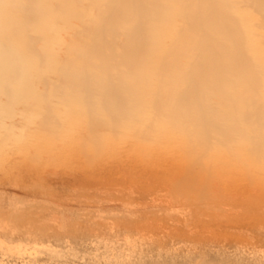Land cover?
I'll list each match as a JSON object with an SVG mask.
<instances>
[{
    "label": "rangeland",
    "instance_id": "rangeland-1",
    "mask_svg": "<svg viewBox=\"0 0 264 264\" xmlns=\"http://www.w3.org/2000/svg\"><path fill=\"white\" fill-rule=\"evenodd\" d=\"M217 1L252 65L193 95L201 1L0 0V264H264V2Z\"/></svg>",
    "mask_w": 264,
    "mask_h": 264
},
{
    "label": "bare ground",
    "instance_id": "bare-ground-1",
    "mask_svg": "<svg viewBox=\"0 0 264 264\" xmlns=\"http://www.w3.org/2000/svg\"><path fill=\"white\" fill-rule=\"evenodd\" d=\"M198 1H201L202 4L201 2H199L198 4L194 3L193 5L189 3L187 6V12L184 14V18L186 19L192 30L200 29V34H195L192 37L193 39L199 37L197 44L199 46V49L201 50L200 54H202V57L200 55H197L196 59H199L198 63L200 66L198 70H190L185 72V75L187 76L188 79L187 85L189 86V88H186L189 89V91L187 90V92L193 95L197 93L196 89L198 87V84L199 86L204 85V82L201 79L203 76L207 75V72L210 71L211 68L215 71V75L210 77L209 81L216 85L218 84L220 85V83L222 82L221 71L224 70L225 72L231 69L232 66L246 67L249 64L252 65L251 62H248L244 58L245 53L242 46L236 44L237 40H239L240 38H238L235 34H234L235 36L232 35L230 37L223 36L227 32H231V31L228 29V26H230V21H229L230 18L228 19L226 13L222 10V5L217 0H198ZM260 1L264 2V0H260ZM191 6L193 7L191 8ZM263 18H264V12H263ZM138 30H139V24H136L134 26V31H138ZM221 33L223 35H221ZM200 44L202 45L200 46ZM210 45L211 46L213 45L215 48L208 50L207 53L206 49ZM0 46H2L0 47V93L3 92L7 95H14L15 90L8 88L7 79L10 78V76H13L12 72L13 71L16 72L19 63L17 61V57L15 55H11L13 52L8 49L7 44L2 43ZM227 48H230L233 51L234 56L228 59L226 62H221L220 55L224 53V51H226ZM128 57L130 59V55L126 54L125 58ZM204 59L205 62H203ZM131 63L134 65V61L128 60V65H130ZM233 75L236 76L237 73H233ZM116 81H118V84L120 83L119 80ZM118 86L116 87L118 89L120 87L124 88V83H121ZM126 92L129 94L128 90H126ZM187 92L184 94H187ZM191 99H192L191 103L195 107H198L201 110H205L204 97L201 96L199 97L197 95L196 97ZM88 108L89 110L91 109L93 110L97 108V106H95V108L94 106H92V108L91 106ZM0 115H2V113H0ZM198 116L200 120L197 122L199 124L201 125L211 124L209 123L210 119L205 118L204 114ZM198 194L204 196L203 193L199 192Z\"/></svg>",
    "mask_w": 264,
    "mask_h": 264
}]
</instances>
